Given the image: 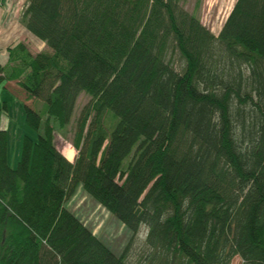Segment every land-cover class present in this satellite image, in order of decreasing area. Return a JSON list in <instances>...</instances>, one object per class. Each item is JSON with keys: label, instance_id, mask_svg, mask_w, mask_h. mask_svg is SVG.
<instances>
[{"label": "trees", "instance_id": "16d2710c", "mask_svg": "<svg viewBox=\"0 0 264 264\" xmlns=\"http://www.w3.org/2000/svg\"><path fill=\"white\" fill-rule=\"evenodd\" d=\"M184 1L27 0L47 48L0 63L37 132L11 167L0 130V264H264V0L217 34ZM83 93L70 159L54 123ZM80 185L132 233L121 255L67 209Z\"/></svg>", "mask_w": 264, "mask_h": 264}, {"label": "rangeland", "instance_id": "374dc122", "mask_svg": "<svg viewBox=\"0 0 264 264\" xmlns=\"http://www.w3.org/2000/svg\"><path fill=\"white\" fill-rule=\"evenodd\" d=\"M234 2L235 0H185L184 7L201 18V23L206 28H210L212 33L217 34L221 25L226 21L229 10L233 8ZM17 91L22 92L14 83L9 88L7 84H0V130L5 129L8 134L7 160L8 165L11 167L16 166L21 157L23 136L27 134L31 138H35L37 135V132L27 127L23 106L25 101ZM86 101H89V97L83 93L76 101L72 123L67 124L64 128H58L57 123H54L57 147H59V150L67 152V157L70 159L75 153L72 144L76 118ZM3 102L7 103L6 111L2 108ZM31 106L35 110L41 109L36 103L31 104ZM81 186H77L75 195L67 201V209H70L88 229H91L111 251L116 255H121L123 247L127 245L132 233L124 223H120L112 213H108L103 205L97 203L91 195L85 193ZM143 235H145L144 229L141 230L139 239L143 238ZM241 262L242 259L235 257L231 264H240Z\"/></svg>", "mask_w": 264, "mask_h": 264}, {"label": "crops", "instance_id": "0c3cea01", "mask_svg": "<svg viewBox=\"0 0 264 264\" xmlns=\"http://www.w3.org/2000/svg\"><path fill=\"white\" fill-rule=\"evenodd\" d=\"M26 3L27 0H0V63L2 65L8 63V46L18 41L29 44L33 53L47 48L42 39L33 36L22 23ZM13 83L9 82L7 86H13Z\"/></svg>", "mask_w": 264, "mask_h": 264}]
</instances>
